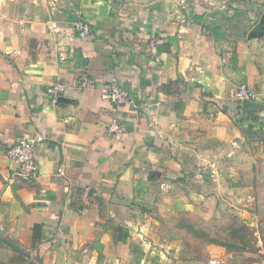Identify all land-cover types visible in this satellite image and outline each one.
<instances>
[{"label": "crops", "instance_id": "1", "mask_svg": "<svg viewBox=\"0 0 264 264\" xmlns=\"http://www.w3.org/2000/svg\"><path fill=\"white\" fill-rule=\"evenodd\" d=\"M110 82L132 103L102 101ZM26 138L35 180L6 158ZM263 172L264 0H0V218L24 264H174L162 224L248 205Z\"/></svg>", "mask_w": 264, "mask_h": 264}, {"label": "rangeland", "instance_id": "2", "mask_svg": "<svg viewBox=\"0 0 264 264\" xmlns=\"http://www.w3.org/2000/svg\"><path fill=\"white\" fill-rule=\"evenodd\" d=\"M260 175L248 205L206 203L162 224L177 231L174 264H264V172ZM9 226L0 218V264H24L28 253Z\"/></svg>", "mask_w": 264, "mask_h": 264}, {"label": "built area", "instance_id": "3", "mask_svg": "<svg viewBox=\"0 0 264 264\" xmlns=\"http://www.w3.org/2000/svg\"><path fill=\"white\" fill-rule=\"evenodd\" d=\"M73 33L79 38L87 39L92 34L90 25L82 17H76L72 21ZM154 40H151V44ZM62 59V55H59ZM78 88L82 91L92 90L96 87V82L89 77L84 71H79L78 77ZM66 91V85L62 83H56L48 86L46 89V95L48 98L56 101L61 98ZM100 98L102 101L112 106H124L131 104L127 91L118 83H105L99 88ZM252 94L249 92L248 87L243 84L238 90V101L239 103H245ZM110 133H117L121 131V127L116 123L112 122L108 128ZM37 140L35 138H26L18 141L17 143L10 146L6 151V158L9 161L13 170L19 176H22L28 180H35L39 174V164L37 161Z\"/></svg>", "mask_w": 264, "mask_h": 264}, {"label": "water", "instance_id": "4", "mask_svg": "<svg viewBox=\"0 0 264 264\" xmlns=\"http://www.w3.org/2000/svg\"><path fill=\"white\" fill-rule=\"evenodd\" d=\"M58 100H59L60 102H66V99H65V98H62V97L59 98Z\"/></svg>", "mask_w": 264, "mask_h": 264}]
</instances>
